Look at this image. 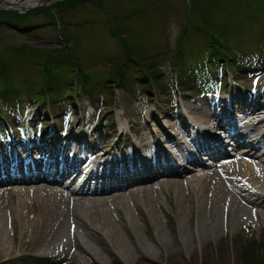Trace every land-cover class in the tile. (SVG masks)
<instances>
[{"label":"rangeland","instance_id":"374dc122","mask_svg":"<svg viewBox=\"0 0 264 264\" xmlns=\"http://www.w3.org/2000/svg\"><path fill=\"white\" fill-rule=\"evenodd\" d=\"M16 18L38 25L26 31L24 26L16 24ZM3 19L11 21L12 26L0 25V84L9 79L12 90L23 92L21 102L8 104L0 100V155L12 148L15 151L21 143L29 148L56 144V141L63 142L58 147L81 152L82 140L105 136L107 142L93 153L106 150L121 158L132 147L130 141L123 143L125 136L120 135L116 142L115 137L119 135L116 128L113 129L116 132L103 129L92 136H87L88 132L100 126L107 128V123L115 126L114 118L131 132V139L134 134L142 138L140 131L147 122L154 132L163 124L184 140L182 120L175 119L183 109L198 103L206 107L217 97L230 104L233 101L230 91L238 94L237 100L240 97L257 99L264 93V0H61L23 14L0 11V20ZM211 36L224 39L225 52L232 56L230 61L220 58L216 47L208 41ZM212 48H215L212 54L216 56V64L221 63L209 74L213 62H209L207 56ZM64 59L80 69H74L72 64L60 65L59 61ZM138 60L140 63L135 62ZM176 61L181 63V70L174 67ZM121 64H125L124 71H120ZM46 67L52 69L50 76L55 82H61V86L51 92L63 94L53 112L30 108L36 98L30 95L31 91L48 80ZM154 72L158 76L151 84L150 75ZM123 74L125 82L118 83ZM114 77L117 81H113ZM220 86L224 91L218 94ZM66 93L72 97L65 99ZM144 98L150 106L146 117L141 114ZM166 109L171 110V121L168 118L160 123L153 121V116L155 120L159 112L167 114ZM109 112L112 114L106 116L105 123L102 120ZM174 125L177 130L171 128ZM146 139L136 142L134 148L145 149ZM1 168L8 171L7 167L0 165ZM152 177L147 175L144 179L152 181L155 179ZM123 194L129 195L128 192ZM158 198L162 204L154 205L155 209L150 211L141 202V195L138 196L139 201L130 202V216L143 239L151 243L148 235L149 230L155 228H152V215H155L174 245L168 246L172 249L169 254L165 249L157 251L151 256L152 262L136 264H254L250 260L255 259L252 255L258 253L260 257L264 251V228L260 227L238 233L234 238L227 236L224 253L234 254V262H219L213 256L201 261L190 257L185 249L183 255L173 241L179 228L177 200L171 191L159 194ZM151 200L154 201V197ZM82 243L95 247L96 258L99 253L110 264H124L103 251L105 244L99 238L84 237ZM75 252L74 264H94L79 249ZM262 258L264 256L259 260ZM0 264L20 263L5 262L1 258Z\"/></svg>","mask_w":264,"mask_h":264},{"label":"bare ground","instance_id":"6f19581e","mask_svg":"<svg viewBox=\"0 0 264 264\" xmlns=\"http://www.w3.org/2000/svg\"><path fill=\"white\" fill-rule=\"evenodd\" d=\"M59 1L0 0V11L22 14ZM230 94L233 100L230 104L218 97L206 107L198 106L200 103L187 107L186 116L184 112L175 117L182 120L186 139H180L163 124L154 132L145 122L140 131L142 138L134 134L133 139L136 143L147 138L143 147L149 149L138 151L130 142L132 148L126 155L108 162L100 160L95 164L87 158L83 166L72 163L74 159L70 156L75 154L74 150L58 147L59 141L51 150L39 145L26 148L21 143L15 151L12 148L1 154L0 165L10 166L13 170L9 172L15 176L0 179V260L20 264L72 263L76 260L75 249H79L94 264H110L102 254L98 253L96 258L95 247L82 243L84 237H97L105 244L103 251L124 264L152 262L154 253L165 249L169 254L172 249L168 246L174 243L166 237L155 215H152L155 228L148 235L151 243L146 242L130 216L129 207L141 195V202L153 211L154 205L162 204L158 195L171 191L179 207V228L173 241L182 254L185 249L190 257L201 261L213 256L219 262H234V254L224 253L227 236L234 238L238 233L264 228V93L257 99L240 97V100L235 92ZM167 111V114L159 112L155 120L153 116V121L160 123L166 118L171 121V110ZM248 111L251 116H245ZM176 126L180 128L179 124ZM176 126L171 128L177 130ZM259 126H263L261 131L257 130ZM98 131L96 128L87 136ZM123 131L119 124V132ZM104 142L106 137L98 136L82 150L91 153ZM100 151L99 155L103 150ZM40 155L45 158L40 160ZM94 155L98 154L89 157ZM103 155L111 158L109 151ZM84 158L85 155L82 161ZM52 161L57 164L52 165ZM48 162L51 164L47 165ZM28 163L38 166L25 170ZM104 163L108 165L102 170L98 166ZM134 163L145 168L134 170ZM130 164L131 170L126 171ZM53 170H65L71 175L67 179L49 175L18 177L31 171ZM144 170L156 180L142 183L145 182L142 177L133 179ZM127 174L132 179L126 184L135 186L126 196L123 192L127 189L121 190L124 184L115 180ZM28 181L33 183H25ZM64 183L73 187L74 194L62 188Z\"/></svg>","mask_w":264,"mask_h":264},{"label":"trees","instance_id":"16d2710c","mask_svg":"<svg viewBox=\"0 0 264 264\" xmlns=\"http://www.w3.org/2000/svg\"><path fill=\"white\" fill-rule=\"evenodd\" d=\"M0 25H3V24H0ZM60 63V62H59ZM65 62H62V63H60V64H64ZM66 64H69L68 63V61H66ZM214 68V67H213ZM156 76H158V74H153V81L155 80V79H157L156 78ZM144 82H147V79H144L143 80ZM57 83V82H56ZM61 82H59L58 84H56L55 85V87H53V91H54V88L57 90V88H59V86H61V84H60ZM62 83H65V82H62ZM155 83H156V81H155ZM47 84V83H46ZM46 84H44V85H41L40 87H38L37 89H33V91L34 90H38V92L37 93H33L32 91H31V93H30V95H35V96H38V97H36L34 100H33V103H39V104H41V105H44L45 104V96H44V94H46V95H48V97H49V103H50V106H53V104H55V103H57V102H59L60 101V99H62V98H60L59 97V95L57 94V93H54V95H53V93L51 92L52 90L51 89H45V86H46ZM71 85V84H70ZM67 86H68V84H67ZM161 90H163L162 88H160ZM58 92H60V91H58ZM61 97H62V94L60 95ZM67 97V96H66ZM18 99V100H17ZM19 99H20V96H19V93L18 92H15L14 90H12L11 89V87H10V85H9V83L6 81V80H4L3 81V83H1L0 84V100L3 102V103H16V102H18L19 101ZM258 254V253H257ZM257 254H254V255H252L255 259H250L251 260V263H254V264H261V263H263L264 262V258H262L261 260H259V258L260 257H262V256H264V251L262 252V253H260V257L257 255Z\"/></svg>","mask_w":264,"mask_h":264},{"label":"clouds","instance_id":"9594fccd","mask_svg":"<svg viewBox=\"0 0 264 264\" xmlns=\"http://www.w3.org/2000/svg\"><path fill=\"white\" fill-rule=\"evenodd\" d=\"M150 106L147 105V100L144 98V104L141 107V114L142 116H147Z\"/></svg>","mask_w":264,"mask_h":264},{"label":"water","instance_id":"95a60500","mask_svg":"<svg viewBox=\"0 0 264 264\" xmlns=\"http://www.w3.org/2000/svg\"><path fill=\"white\" fill-rule=\"evenodd\" d=\"M10 26H12V22H10V24H9ZM14 28V27H13ZM15 28H16V26H15Z\"/></svg>","mask_w":264,"mask_h":264}]
</instances>
